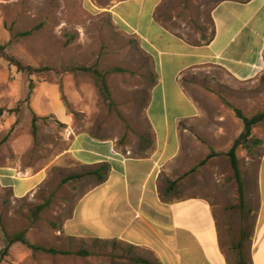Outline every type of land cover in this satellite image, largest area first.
<instances>
[{"label":"rangeland","instance_id":"374dc122","mask_svg":"<svg viewBox=\"0 0 264 264\" xmlns=\"http://www.w3.org/2000/svg\"><path fill=\"white\" fill-rule=\"evenodd\" d=\"M81 1L87 12L84 24L65 16L64 0H0V46L26 66L47 69L29 75L0 57V173L7 171L17 184L33 175L41 178L24 195L11 187L0 189V223L8 231L27 229L33 245L57 251L35 252L18 243L5 255L0 229V264H127L135 259L136 252L125 245L79 243L61 230L62 218L69 215L79 194L97 183L69 154L76 135L111 138L123 153L131 148L139 156L153 142L145 115L156 79L154 60L109 13L119 0L109 1L105 8L99 4L106 0ZM223 1L163 0L158 19L181 37L205 42L213 33L211 12ZM150 4L143 8L145 15ZM128 7L135 16L140 1L132 0ZM37 27L32 36L25 35ZM64 33L78 37L66 46ZM94 72L105 77L112 106L98 92ZM183 81L203 111L191 132L198 142L192 163L198 166L211 151L221 154L205 165V177L212 191L241 209L238 184L226 156L244 131L233 108L246 117L264 112V70L256 79L241 83L224 74L187 76ZM255 140L261 144L255 145ZM263 153L264 122L253 129L251 141L237 150L244 177L247 169L256 171L250 160ZM74 175L84 177L64 183ZM46 202L49 208L32 222L30 210Z\"/></svg>","mask_w":264,"mask_h":264},{"label":"crops","instance_id":"0c3cea01","mask_svg":"<svg viewBox=\"0 0 264 264\" xmlns=\"http://www.w3.org/2000/svg\"><path fill=\"white\" fill-rule=\"evenodd\" d=\"M119 0L115 21L137 37L156 66L145 121L153 135L145 155L127 153L111 138L76 135L69 154L78 166L106 179L83 190L61 230L79 243H114L136 252L127 264H264V153L250 160L241 179L245 207L234 208L212 191L204 171L191 172L196 137L191 133L202 107L183 79L227 75L235 82L256 79L264 70V0H225L211 12L213 33L195 43L158 19L163 0ZM150 1L147 15L143 8ZM241 172V171H240ZM39 174L17 184L7 171L3 186L18 195L33 191ZM251 223V226H249Z\"/></svg>","mask_w":264,"mask_h":264},{"label":"trees","instance_id":"16d2710c","mask_svg":"<svg viewBox=\"0 0 264 264\" xmlns=\"http://www.w3.org/2000/svg\"><path fill=\"white\" fill-rule=\"evenodd\" d=\"M109 1H111V0H106V1L100 2L99 5L101 6V8H105V6L108 5ZM247 1H249V0H247ZM64 2H65L64 13L68 19L73 20L77 24H84L88 21L87 20V12H86V10H84L81 0H64ZM38 29H39V27H37V28H35L29 32H26L25 35L32 36ZM64 36L66 38L65 45L69 46L77 39L78 34L77 33H73V34L64 33ZM0 57L6 59L11 65L15 66L18 69V71L25 72L29 75L41 74V73L47 71V69L35 68L32 66L24 65L15 56L9 54L6 51V48L4 46H0ZM94 84H95L98 92L100 93L103 101L107 105L112 106L113 100H112V96H111L110 87H109L108 83L106 82L105 77L103 75H101L99 72H94ZM31 90H32V87H31ZM233 110L236 113L237 118L242 121V123L244 125V131L241 133L239 138L235 140L231 149L226 153V156L229 159L231 167L234 171L235 180L238 184L240 207H241V209H244V207H245L244 186H243V182L241 179V172H240V168H239L237 150L240 147H244L246 143L251 141L253 129L264 122V112L258 113L256 115H254L253 117H246L240 109L233 108ZM37 119H38V117L36 115H34L33 123H32V132L34 135H36ZM254 144L255 145L261 144V140H255ZM219 155H221V154H218L214 151H211L210 154L203 161H201L198 164V166L194 167L191 170V172H195L198 168L205 166L212 158L217 157ZM87 175L98 176L100 182H102L103 180L106 179V175H101L99 173V171H88ZM82 177H84V175L70 176V177H67L64 179V183H66L70 180L81 179ZM0 189L5 190V189H10V188L3 187L0 184ZM48 206H49V204H48V202H46L45 204H41V205H38L36 207H33L29 212L30 213L29 217H30L31 221L36 222L40 218L41 214L49 208ZM0 229H1V232L3 233L4 241H5V249H4L5 255L8 254L9 249L13 245L18 244V243L26 245L29 249H31L32 251H35V252L36 251H43L46 253H56L57 252L55 250H51V249H47V248L38 247V246L33 245L28 239V230L27 229H19L17 231H8L5 228H3L1 223H0ZM138 262L148 264V262L143 261V260L138 261Z\"/></svg>","mask_w":264,"mask_h":264}]
</instances>
